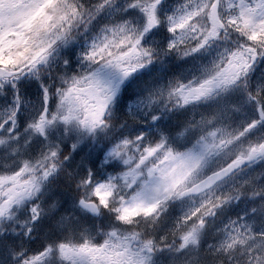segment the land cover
<instances>
[{
	"label": "clouds",
	"instance_id": "obj_1",
	"mask_svg": "<svg viewBox=\"0 0 264 264\" xmlns=\"http://www.w3.org/2000/svg\"><path fill=\"white\" fill-rule=\"evenodd\" d=\"M0 69V264H264V0H0Z\"/></svg>",
	"mask_w": 264,
	"mask_h": 264
},
{
	"label": "snow or ice",
	"instance_id": "obj_2",
	"mask_svg": "<svg viewBox=\"0 0 264 264\" xmlns=\"http://www.w3.org/2000/svg\"><path fill=\"white\" fill-rule=\"evenodd\" d=\"M8 75H10V73L7 72V70L0 69V78H6ZM69 118H70V116H65L64 117L65 120H68ZM46 123H50V121H45L44 118L41 117L40 122L37 123L35 125V127H36V129L38 131H43ZM9 199L11 200L12 197L10 196ZM4 211H6V206L5 205H0V214H2ZM69 251H71V249H69ZM80 251L86 252V253H90V254L93 253V249L87 247L86 245L85 246H82L81 249H80ZM96 251H99V250H96Z\"/></svg>",
	"mask_w": 264,
	"mask_h": 264
}]
</instances>
